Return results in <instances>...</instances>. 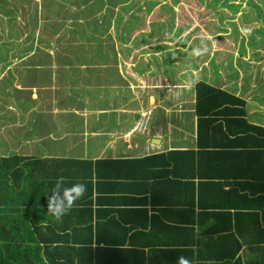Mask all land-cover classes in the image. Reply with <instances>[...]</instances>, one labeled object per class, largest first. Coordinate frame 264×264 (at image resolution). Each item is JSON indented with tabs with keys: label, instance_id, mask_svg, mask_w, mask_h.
Segmentation results:
<instances>
[{
	"label": "crops",
	"instance_id": "obj_1",
	"mask_svg": "<svg viewBox=\"0 0 264 264\" xmlns=\"http://www.w3.org/2000/svg\"><path fill=\"white\" fill-rule=\"evenodd\" d=\"M38 7L43 9L41 6ZM98 9L100 7L93 9V12ZM102 22L101 24L109 23ZM98 27L95 24L91 33ZM81 33L82 38L74 41L73 49L71 50L67 44L64 50L70 52L56 55V59L53 52L48 51L49 55L47 52L37 51L36 60L25 69H18L20 66L15 68L14 65L0 69V75L3 77L0 82L6 83L5 88H7L1 87L0 92L4 91L5 96H9L0 97V156L18 154L43 158H73L84 166L91 165L93 171L97 172V175L93 173L91 176L93 181L92 221L95 219L94 212L107 203L109 194L106 193L118 195L117 193L121 190L122 193L116 200L127 203V210L118 213L120 215L118 221L123 223L127 220L129 223L125 225V230H121L119 225L118 238L120 234L134 231V240L140 242L143 234L138 231H141L139 230L140 216L143 214V218L148 221V235H157L163 246L169 245L165 249H172L170 243L182 239L168 226L172 215L159 213L157 210L160 208L158 202H162V198L151 197L148 194L142 198V186H135L132 192H129L130 195L126 196L125 192L130 190V185L125 181L135 178L139 183L151 184L154 175L143 178V174L167 170L168 165L165 163L167 159L163 155L186 158L188 161L185 150L197 148L194 91L197 82L193 87L191 86L192 88L185 87L175 92L171 83L174 76L166 80L168 76L157 75L154 79L151 73L153 70L147 65L138 68V62L136 65L132 64L128 73L127 71L126 74L125 71L121 73L119 60L125 57H122L119 51L109 44H94L96 52L87 49L88 45L84 44L85 40H88L86 30ZM120 40L124 43L125 49L126 41ZM40 41L42 42L43 39ZM8 43L9 41L6 42ZM91 54L92 57H90ZM172 66H174V60L169 63V68ZM184 68L182 66L180 70ZM214 70H212V82L215 83L219 71L216 74ZM227 75L225 74L228 80L235 81L234 77ZM202 79L207 80L201 74L199 80ZM248 82H250L249 78H245L244 88L239 86L237 89L234 83H229L228 88L221 89L244 99L246 120L264 126V91L256 96L259 86ZM16 83L19 87L15 86ZM235 91H238V94ZM129 98H134V100L130 99L133 102L138 101L139 107L147 106L146 108L152 109L146 134L129 133L130 127L138 120L142 110L138 107L134 108L135 106L128 100L122 101ZM143 101H145L144 104H142ZM218 137L221 139L220 134ZM171 151L174 153L168 155ZM149 155H154L150 162L147 160ZM131 160H133L132 163L129 162ZM186 161H180V163L183 166L186 165L187 169ZM107 174H113L114 178L106 179ZM182 186L184 185L175 183L163 190L171 191ZM162 193L160 192L161 195ZM168 199L171 203L172 199L167 197L166 200ZM74 207L73 205L63 216L66 219H54L53 228H56L57 223L64 225L60 232L67 237L73 234H87V230L82 229L84 225L82 228L80 225L78 228H73L74 220L77 219V211L73 209ZM102 208L107 210V207ZM228 210L230 215L222 213L212 220L210 224L212 231L209 235H204L201 228H194L193 244L186 243L184 241L186 237L182 236L184 238L181 243L184 249L186 247L194 249L193 264H264V248L260 250L262 253L260 257H255L254 247L251 245L258 239L257 237L264 235V219L259 216L258 221L263 220L259 226L254 227L248 224L235 236L227 235L226 233L231 229L244 225L238 221L243 216L235 217L234 214L232 215V209ZM85 216V213L81 211L80 218L85 219ZM97 216L100 221L105 222L110 217V212L108 211L105 216L103 210ZM128 227L130 230H127ZM77 230L78 232H75ZM91 234L93 235V230ZM51 235L53 236V232ZM258 240H261L260 243L264 245L263 238ZM238 242L240 247L236 250ZM128 243L122 248L132 246ZM152 251L144 249L146 256ZM198 253L201 255L199 256ZM88 254V251H85L84 257L87 258ZM181 255L188 256V252L183 250ZM105 257H102L103 262L109 260L113 263L117 262L116 264L131 262L130 259L118 260L111 259L109 256ZM166 257L171 260L172 253H167Z\"/></svg>",
	"mask_w": 264,
	"mask_h": 264
},
{
	"label": "trees",
	"instance_id": "obj_2",
	"mask_svg": "<svg viewBox=\"0 0 264 264\" xmlns=\"http://www.w3.org/2000/svg\"><path fill=\"white\" fill-rule=\"evenodd\" d=\"M52 3L63 7L66 5V0H43L41 8L50 9ZM131 4L133 3L120 9L129 13ZM227 6L233 9L240 4ZM219 11L222 10L219 8L217 12ZM10 12L7 11L8 18L3 17L6 22L7 19L11 22L13 20ZM105 14V18L108 19L109 15ZM122 17L119 13L116 19H122ZM136 20L135 18L131 21L130 16L126 17L125 27L129 29V25H126ZM150 25L152 26V23ZM8 28L10 29V25ZM17 34V30L11 29L6 33L8 36L6 38L8 40L10 37H16ZM6 55L4 53L3 56L6 57ZM263 71L264 66L262 70L259 69L260 74ZM260 74L257 75L260 77ZM259 88L264 90V84ZM194 91L197 148L185 150L188 161L186 158L163 155L167 159L165 161L168 165L167 170L143 174V178L154 175L151 184L139 183L135 178L125 181L130 185V190L125 192L126 196L130 195L129 192H132L135 186H142V198L146 194L151 197L160 196L162 202H158L160 208L156 207L157 210L159 213L172 215L168 222L169 228H172L182 240L186 237L184 241L190 244L195 241L193 240L194 228H201L204 235H209L212 231L210 225L212 220L222 213L230 215L229 208L232 209V215L234 214L235 217L243 216L238 221L244 225L231 229L226 233L227 235L235 236L248 224L254 227L259 226L263 223V220L258 221L259 216L264 219V126L246 120L244 99L240 96L210 84L204 79L197 81ZM150 111L151 119V108ZM148 125L149 121L147 128ZM133 132L146 134L138 129H134ZM218 134L221 135L222 140ZM171 153L174 151L168 152V155ZM153 158L154 155H149L147 160L150 162ZM180 161L188 162V168L186 169V165L183 166ZM129 162L132 163L133 160ZM93 173L97 175L91 165L84 166L73 158H43L18 154L0 156V264L117 263L111 260L103 262L102 257L106 258L105 256L111 259L131 260L123 264H138L137 262L139 264H174L176 257L181 255L183 250L188 252V256H184L193 261L194 249L189 247L184 249L182 240L170 243L172 249L168 250L165 248L169 245L163 246L157 235H148V221L143 218V214L140 216L139 230L141 231H138L143 234L142 237L139 236L140 242L134 240V231L120 234L118 238L119 225L121 230H125V225L129 223L127 220L123 223L118 221L120 216L118 213L127 210V203L116 200L122 193L121 190L117 193L118 195L106 193L109 194L107 203L101 206L107 207V210L99 207L94 212L95 219L92 221L93 181L91 176ZM58 176L64 177L66 186L73 182L85 184L84 195L73 204L75 206L73 209L77 211L73 228H78L79 225L82 228L84 225L82 229H86L87 234H73L67 237L60 232L64 225L57 223L56 228H53L54 218L47 213L46 202L51 195L48 190ZM113 178V174L106 175V179ZM175 183L184 186L178 189L173 187L171 191L163 190ZM109 190L112 192L111 189ZM160 192H163L162 195ZM167 197L172 199L171 203L169 199L166 200ZM103 210L105 216L108 211L110 212V217L105 222L100 221L97 216ZM81 211L85 213V219L80 218ZM62 218L59 220L66 219ZM127 230L130 228L128 227ZM260 237L257 238L264 239V235ZM258 239L251 243L255 257H260L262 254L260 250L264 248L263 243H260L261 240ZM127 242L132 246L123 249ZM229 242L230 238L227 241L228 245ZM239 247L238 242L236 250ZM146 248L154 252L146 256L144 252ZM118 249L120 250L117 252ZM221 250L224 251V248L221 247ZM85 251L89 253L87 258L84 257ZM167 253H172L171 260L166 257ZM198 255L200 256L201 253Z\"/></svg>",
	"mask_w": 264,
	"mask_h": 264
},
{
	"label": "rangeland",
	"instance_id": "obj_3",
	"mask_svg": "<svg viewBox=\"0 0 264 264\" xmlns=\"http://www.w3.org/2000/svg\"><path fill=\"white\" fill-rule=\"evenodd\" d=\"M42 1L0 0V69L10 65L25 69L36 60L37 51L53 52L56 59V55L70 52L64 48L68 44L72 50L74 41L81 40V31L86 30L87 49L96 52L94 44H109L125 57L119 60L121 73H128L133 63L138 62V68L147 65L153 70L154 79L157 75L168 76L166 80L174 76L171 83L175 92L193 87L201 74L220 88H228L229 83L237 89L244 88L246 77L255 86L264 84V71L259 72L264 66V0H66L63 7L52 3L50 9H40ZM129 3H133L129 13L120 9ZM229 4L240 6L231 9ZM97 7L100 9L93 12ZM219 8L223 12H217ZM7 11H11L12 22L3 18ZM105 13L110 16L108 19ZM119 13L122 19H116ZM128 16L131 21L137 19L126 25L129 29L125 27ZM102 20L109 23L101 24ZM95 24L99 27L91 33ZM11 29L18 34L7 40L6 33ZM177 36L182 38L176 40ZM120 39L126 41V50ZM4 53L8 56L4 57ZM172 60L174 66L169 68ZM182 66L185 68L180 70ZM213 68L216 74L219 71L216 84L212 82ZM228 72L234 82L226 78ZM1 87L5 88L6 83L0 82ZM262 91L259 89L255 95ZM5 94L0 92V97H9ZM130 99L122 101L128 100L134 108L142 109L140 113L150 110Z\"/></svg>",
	"mask_w": 264,
	"mask_h": 264
},
{
	"label": "clouds",
	"instance_id": "obj_4",
	"mask_svg": "<svg viewBox=\"0 0 264 264\" xmlns=\"http://www.w3.org/2000/svg\"><path fill=\"white\" fill-rule=\"evenodd\" d=\"M182 37H175L176 40ZM140 118V116H139ZM138 118V120H139ZM138 120L131 127L129 133H133L135 125ZM147 132V126L144 133ZM48 192L51 195L47 198V213L54 219L59 220L68 210L73 206L75 201H78L85 193V184L81 182H73L70 185L64 184V177L58 176L51 185ZM174 264H193L189 258L179 255L176 257Z\"/></svg>",
	"mask_w": 264,
	"mask_h": 264
},
{
	"label": "built area",
	"instance_id": "obj_5",
	"mask_svg": "<svg viewBox=\"0 0 264 264\" xmlns=\"http://www.w3.org/2000/svg\"><path fill=\"white\" fill-rule=\"evenodd\" d=\"M151 111L143 112L140 114V118L135 125V129H138L140 132H145L147 123L150 119Z\"/></svg>",
	"mask_w": 264,
	"mask_h": 264
}]
</instances>
